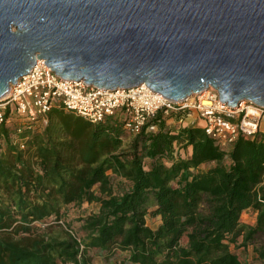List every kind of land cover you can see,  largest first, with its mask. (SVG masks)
Returning <instances> with one entry per match:
<instances>
[{
  "label": "trees",
  "instance_id": "1",
  "mask_svg": "<svg viewBox=\"0 0 264 264\" xmlns=\"http://www.w3.org/2000/svg\"><path fill=\"white\" fill-rule=\"evenodd\" d=\"M172 117L127 145L120 116L92 123L55 107L21 133L1 124L0 264H93L91 252L100 264H250L233 247L264 235V135L223 148L201 122ZM85 202L97 207L75 231L68 208ZM250 208L254 225L242 221Z\"/></svg>",
  "mask_w": 264,
  "mask_h": 264
},
{
  "label": "water",
  "instance_id": "2",
  "mask_svg": "<svg viewBox=\"0 0 264 264\" xmlns=\"http://www.w3.org/2000/svg\"><path fill=\"white\" fill-rule=\"evenodd\" d=\"M38 60L102 90L264 108V0H0V99Z\"/></svg>",
  "mask_w": 264,
  "mask_h": 264
},
{
  "label": "built area",
  "instance_id": "3",
  "mask_svg": "<svg viewBox=\"0 0 264 264\" xmlns=\"http://www.w3.org/2000/svg\"><path fill=\"white\" fill-rule=\"evenodd\" d=\"M55 107L73 111L92 123L120 116L127 132L135 135L144 128L155 130L152 120L159 113L164 117L180 114L184 119L197 111L206 133L223 148L230 147L239 137L254 138L264 116V108L250 101L232 109L212 87L184 100L154 92L145 84L130 89L102 90L84 81L65 80L45 60H38L0 99V125L18 120L17 131L21 133L24 128L21 123H45Z\"/></svg>",
  "mask_w": 264,
  "mask_h": 264
},
{
  "label": "rangeland",
  "instance_id": "4",
  "mask_svg": "<svg viewBox=\"0 0 264 264\" xmlns=\"http://www.w3.org/2000/svg\"><path fill=\"white\" fill-rule=\"evenodd\" d=\"M195 117H198L199 114L197 111H194ZM169 123L172 125H180L182 122H179V119H177V117H172L168 119ZM13 123V122H12ZM11 124V123H10ZM135 134L126 133V137L124 140V145H127L134 137ZM19 136L18 134H13L12 138L13 139H17ZM1 147V146H0ZM1 149V148H0ZM178 149V147H177ZM186 151L189 153L190 149H184V148H180L179 152H181L183 155L186 154ZM111 174V172H109ZM116 185H118L119 183V179L115 180ZM97 205L96 204H90L88 202H85L82 206H72L70 208H68V221L70 222V224L72 225V228L75 231H80L79 230V225H80V221L78 220L79 217L81 216H85L89 213H91L92 211H94L96 209ZM242 221L245 223H248L250 225H254L257 221V212L254 211L253 209H247L243 212L242 214ZM62 222V221H61ZM159 223V218L158 217H154V216H149L148 217V224L155 227L157 226V224ZM46 225V224H45ZM44 225V226H45ZM56 229H59L58 227ZM256 249H261L264 251V235L260 234L258 236H256L249 244L247 247L243 248H236L233 247L234 251H236L237 253L240 254V256L243 259H247L250 264H264V258H257V252ZM92 254V260L91 262L93 264H100L102 263L103 259H101V257L93 254V252H91ZM111 264H118V263H111Z\"/></svg>",
  "mask_w": 264,
  "mask_h": 264
},
{
  "label": "crops",
  "instance_id": "5",
  "mask_svg": "<svg viewBox=\"0 0 264 264\" xmlns=\"http://www.w3.org/2000/svg\"><path fill=\"white\" fill-rule=\"evenodd\" d=\"M179 122H182V123H190V124H194L196 122L197 123L198 122H201L203 124V121L199 118V116L198 117H195V114L194 113L190 117H185L184 119H179ZM259 131L264 135V116L261 119V122H260V130Z\"/></svg>",
  "mask_w": 264,
  "mask_h": 264
}]
</instances>
